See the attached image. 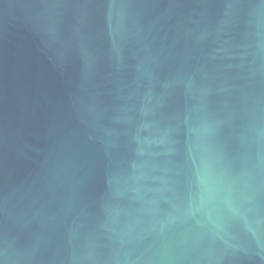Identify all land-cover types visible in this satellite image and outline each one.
I'll return each mask as SVG.
<instances>
[{
	"label": "water",
	"instance_id": "obj_1",
	"mask_svg": "<svg viewBox=\"0 0 264 264\" xmlns=\"http://www.w3.org/2000/svg\"><path fill=\"white\" fill-rule=\"evenodd\" d=\"M0 264H264V0H0Z\"/></svg>",
	"mask_w": 264,
	"mask_h": 264
}]
</instances>
